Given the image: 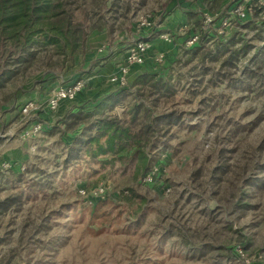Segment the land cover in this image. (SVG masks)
<instances>
[{"label": "rangeland", "instance_id": "obj_1", "mask_svg": "<svg viewBox=\"0 0 264 264\" xmlns=\"http://www.w3.org/2000/svg\"><path fill=\"white\" fill-rule=\"evenodd\" d=\"M174 1L151 0L131 17L130 23L108 37L102 44L107 47L106 51L117 56L125 54L139 37L134 32L137 31L133 27L135 19L147 13L156 16L157 25L174 33L176 27L170 28L169 22L165 23L176 10L168 11ZM98 33L107 35L94 32L86 53L75 58L70 71L46 75L42 83L32 79L9 86L0 94V117L4 112L15 111L28 98L35 96L36 102L44 103L56 88L94 78L103 58L94 57L99 61L94 60L92 67L85 68L84 57L102 46H92L100 43L93 39ZM174 39L175 47L181 45L182 36ZM95 61L98 63L94 65ZM166 62L159 67L170 65ZM176 68L175 76L183 77L181 86L185 87L183 91L177 88V94L171 97L166 108L182 113L183 124L172 129L166 141L169 160L165 175L149 186H140L139 181L136 185L148 202L140 206L118 198L124 182L131 177L129 170L123 174L122 168L114 167L111 171L107 168L96 175L83 163L65 164L66 145L62 136L45 133L30 139L33 144L25 150L28 152L25 162H9L13 169L0 172V200L13 194L23 196L19 211L0 217V264H216L221 260L219 254L232 252L233 248L239 258H224L222 264H264V191L249 192L255 208L240 216L220 205L208 189L199 187V184L205 186L209 172L217 165L218 150L224 140H231L226 156L232 165L244 160L264 162V95L230 89L227 84L213 87L208 75L199 86L197 96H191L194 88L190 84L203 69L179 65ZM42 75L38 73L37 80ZM12 94L6 101L5 97ZM203 100L207 104L201 103ZM227 121L242 122L247 129L228 139L233 125ZM32 146L36 150L33 153ZM19 166L25 170L20 171ZM97 167L94 164L92 168ZM198 170H202V177L196 182L193 176ZM99 184L110 187L106 200L112 203L98 209L100 204L86 205L78 189ZM161 184L167 185L170 193L163 194ZM225 224L243 234L247 249L237 245L238 236L223 229ZM179 229L194 232L200 242L207 235L219 236L214 244L224 250L217 249L215 258L185 255L178 237L173 236Z\"/></svg>", "mask_w": 264, "mask_h": 264}, {"label": "trees", "instance_id": "obj_2", "mask_svg": "<svg viewBox=\"0 0 264 264\" xmlns=\"http://www.w3.org/2000/svg\"><path fill=\"white\" fill-rule=\"evenodd\" d=\"M150 2L0 0V94L19 81L26 83L33 79L42 83L46 75L70 71L75 58L86 53L94 32H106L111 38ZM202 4L211 12H224L230 2L203 0ZM252 5V20L239 25L229 36L202 34L199 45L194 48L181 44L173 63L161 71L136 73L128 85L100 102L72 106L50 132L51 135L63 136L81 130L65 147V164L83 163L96 175L107 168L110 171L114 167L122 168L123 174L129 170L131 177L124 182L118 198L128 204H146L148 198L138 192L136 185L152 170L161 155L168 152L166 141L172 129L183 124L182 113L166 108L171 97L177 94V88L183 91L185 87L181 86L183 77L180 74L175 76L177 65L189 66L192 70L203 69L197 76L200 80L195 78L190 84L194 88L191 96H197L199 86L203 85L208 75L213 87L227 84L230 89L264 95V20L263 26L259 22L264 6L259 0H254ZM175 7L186 11L188 22L201 29L196 4L175 0L168 11ZM249 34L251 37H248ZM245 61L248 63L244 64ZM38 73H43L39 80L36 77ZM12 97L13 94L6 96L5 100L9 101ZM204 101L201 103L205 104ZM232 122L227 121L228 125H233L228 139L241 135L247 129L242 122ZM230 141H223L218 150L217 165L209 172L205 186L199 184V187L204 191L208 189V193L232 213L245 216L255 208L249 192L264 191V162L244 160L232 165L226 156ZM94 164L98 166L96 170L92 168ZM201 177L202 170L193 176L196 182ZM107 201L98 203V209L111 205L109 203L112 202ZM22 205L21 194L1 199L0 217L19 211ZM223 229L238 236L237 245L247 249L248 242L243 234L234 230L232 225L225 224ZM173 236L178 237L185 255L215 258L218 251L224 250L214 244L219 241V236L207 235L206 240L200 242L188 229L176 230ZM234 250L219 254L221 260L215 263L222 264L224 258H239Z\"/></svg>", "mask_w": 264, "mask_h": 264}, {"label": "built area", "instance_id": "obj_3", "mask_svg": "<svg viewBox=\"0 0 264 264\" xmlns=\"http://www.w3.org/2000/svg\"><path fill=\"white\" fill-rule=\"evenodd\" d=\"M196 4V10L201 21V29H197L189 22L179 24L174 33L163 25H157L156 16L154 14H144L135 19L133 27L137 30L134 32L150 31L158 34L155 40L138 37V39L129 46L121 64L114 68L108 78L111 86L117 90L128 85L134 78L132 69L134 67L143 66L147 59L151 58L155 65L160 66L165 63L166 55L163 52H158L154 49V41H159L167 45H174L176 36H182V42L186 48H194L199 45L202 34L215 33L217 36H229L237 27L243 26L248 21L252 20L254 8L252 2L254 0H229L230 6L224 12L219 11L213 13L205 8L202 4L203 0H187ZM264 6V0H259ZM262 20L259 21L263 26L264 13L261 14ZM258 22V23H259ZM181 46V45H179ZM264 46V43L262 44ZM107 47L102 45L97 49L99 55H105ZM86 82L78 80L71 84H65L56 88L51 96L44 102L38 103L34 100L17 107L21 121L24 122L27 118L34 117L33 126L30 130L22 134L24 139H33L39 137L44 131V125L39 121L41 112L46 110L56 112L63 103H73L77 96L85 89ZM30 151L35 152V147H31ZM168 156L162 154L160 160L153 166L152 170L146 173L139 181V185H150L152 181L164 176L166 173V165H168ZM13 169V165L9 161L0 163V172H6ZM20 171H24L25 167L19 166ZM161 192L167 195L170 193V188L167 185L161 184ZM79 196L84 199V203L88 206L95 207L99 202L106 200L110 187L104 184H99L93 187H82L78 189ZM242 253V250H239Z\"/></svg>", "mask_w": 264, "mask_h": 264}, {"label": "crops", "instance_id": "obj_4", "mask_svg": "<svg viewBox=\"0 0 264 264\" xmlns=\"http://www.w3.org/2000/svg\"><path fill=\"white\" fill-rule=\"evenodd\" d=\"M172 15H169V17L166 18V21L169 22L168 26L170 28H174L179 26V24L188 22V17L186 14V11L183 9L177 8ZM94 34L93 39L95 41H99L100 43H94L92 46L94 48H98L100 45L105 44L108 40V36ZM156 33L150 32V31H142L138 34L139 38H147L151 40H155L157 38ZM138 39V38H137ZM154 49L158 52H163L166 55L165 63L167 60L170 64L173 63L175 60V56L177 54V48L178 45L175 47L174 45H167L159 41H154ZM152 56V54H150ZM151 56L147 59L146 63L140 67V69L133 68L132 74L136 75V73H144V72H159L161 71V67L154 64ZM95 58H103L101 62H99V66L97 70L99 71L97 75L94 78H91L86 82L85 89L78 95V100H76L73 103H63L56 112H49L45 111L40 114L39 121L44 125L45 131L40 135V137L43 136V134L48 133L52 131L54 126L60 122V120L64 117V115L72 109V106L74 105H80V104H95L100 102L103 98H105L107 95L116 93L118 90L111 86L108 82V78L112 71L114 70V65L120 64L123 61L124 53L117 56L114 52H105V55H99L96 51V49H93V52L90 54H86L84 57L85 60V68L92 67L93 62ZM99 61V60H96ZM95 61V62H96ZM98 62L94 63L97 64ZM101 64V65H100ZM169 66V65H167ZM165 66V67H167ZM101 67V68H99ZM163 67V68H165ZM71 84V83H68ZM37 98L35 96L28 98L27 100H36ZM26 100V101H27ZM25 102H23L24 104ZM17 109L13 112H4L3 115L0 117V163L3 161H9V162H25V160L28 158V152L25 151L27 148L32 145L33 143L29 141L30 139H24L22 138V134L30 130L33 126V120L34 117L27 118L24 122L21 121V118L19 114L17 113ZM81 130H77L72 133H66L61 137V140L64 142V144L69 145L73 138L80 133ZM38 137V138H40ZM36 138H33L31 140H35ZM26 154V155H25Z\"/></svg>", "mask_w": 264, "mask_h": 264}]
</instances>
